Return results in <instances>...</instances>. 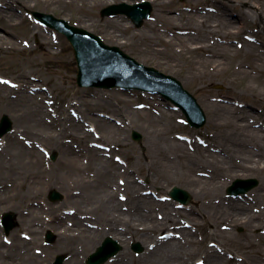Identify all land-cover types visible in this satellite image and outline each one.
Listing matches in <instances>:
<instances>
[{
    "label": "bare ground",
    "instance_id": "bare-ground-1",
    "mask_svg": "<svg viewBox=\"0 0 264 264\" xmlns=\"http://www.w3.org/2000/svg\"><path fill=\"white\" fill-rule=\"evenodd\" d=\"M29 1L38 2L42 5H61L62 7L76 4H80L83 7L86 2V0H14L15 4L10 3L4 9H0V18L3 19L1 22L4 24L5 30L9 32L11 28L16 26L15 20L20 19L17 13H13V10H16V4L24 5ZM99 1L103 4H108L111 0ZM150 1L157 6L166 4L158 0ZM214 2L217 3L218 12H220L222 17L208 12L204 16L199 14L189 15L184 22L189 26L197 27V35L189 34L191 36L174 37L169 40H166L163 34H160L155 27L146 22L140 32L142 34L141 38L137 39V35L131 31L130 27L123 26V24L109 19L103 18L99 20L82 14L78 20L89 23L103 33V42L108 47H116L115 44L123 40L122 47L130 48V50L147 60L173 65L175 61L173 47L178 44L181 51L179 53L181 54H190L194 50L210 51L213 55L212 57H223L221 60H223V65L226 66L230 61L227 60V55H230V58L235 56L233 50L231 51L229 47L225 49L220 46L221 50H223L220 51L218 46H208L205 42H209L210 37L213 38L220 34L225 36L234 34L231 29L235 28V22L247 23L246 13L239 10V16L234 22L232 18L229 19L227 16H229L232 7L234 8L235 6L223 3L221 0H215ZM30 15L36 22L33 11ZM159 18L166 21L173 20V17L165 14H160ZM37 19L39 18L37 17ZM79 29L89 32L82 27H79ZM34 32L39 35L41 33L37 27L32 29V33ZM193 43H204V45L192 48L190 44ZM39 45H41L42 54L47 59L53 56L50 50L52 44L48 41H39ZM246 47L251 56L250 72L241 69H238L237 72L241 73L242 77H249L252 72L256 73L257 80L261 84L260 87L256 88L258 96L264 92V56H261L260 52L257 54L252 44H247ZM122 53L130 57L128 54ZM103 54L109 63H121L126 67L128 66L122 57L113 52L107 50ZM198 63L202 69L201 77L209 79V72L205 65L207 61L201 60ZM156 71L159 72L158 70ZM136 73L138 75H146L139 68ZM170 77L174 78L173 76ZM16 78L21 83L18 84L13 81V85L8 87L0 83V112L6 114L4 116L10 123L12 122L13 126L11 134L4 139V143H0V185L6 184L11 189H8L7 198L0 196V205L2 209L8 208L13 215H17L20 227L28 228L27 234H31V237L30 235L29 237L25 235L24 240L18 239L17 232L14 231L11 237L17 239V244L10 246L11 248L9 249L0 243V264H44V260L41 257L45 255L50 257L54 253L67 254L65 256L67 261L64 259L63 264H81V259L97 248L100 241L109 234H112L117 239L116 242L119 245L120 243H127L128 236H130V239L138 241L144 246V256L142 261H137L138 264L140 262H143V264H187L184 257L195 251L194 244L196 243L193 238L194 231L188 230L189 228L193 226L204 228L207 223L213 222L215 225L219 220H225L233 227L243 224L249 230H255L259 226L261 217L258 214H253L249 205L231 200L224 203L225 199L220 196V193L225 187V182H222V176L217 174L218 171H216L215 167V163L219 161L221 164L226 165V172L232 174L248 172L259 175L261 178L259 180L260 189L264 193V125H262V128L252 127V124L245 120L247 117L246 110L239 111L229 105H213L207 101V106H210L211 111L214 109L213 106H215L217 111L222 110L225 112L226 110L229 114L227 117L234 121L236 130L221 137L217 142L218 146L222 148V152H225V156L205 152L196 148V146L197 154H200L201 159L204 153L210 158L196 161L198 158L189 153L183 143L179 141L171 142L168 138H166V141H162V136L165 135L167 127L157 128L158 142L154 144L152 149H160L156 162L160 166L161 170L159 171L162 172L159 174V177L162 178L161 181L167 182L170 178L182 179L195 196L197 203L204 207V209L187 210L185 212L177 210L169 203L155 202L140 193L136 183L130 179L129 172L123 171L119 174L121 167L110 156V149H108L109 154H102L99 149L95 148V144H89L90 141H93L95 135L92 136L90 131H83V127L80 128L79 121L80 117H82L80 113H77L76 116L72 114L71 117L65 116L64 112L61 113L59 111L60 106L55 102V112L59 111V114L51 115L50 106L41 103V94L39 95L34 91L32 93L27 92V84L31 82L26 81V75L19 73ZM10 89L15 90L17 94L10 95ZM51 106L53 105L51 104ZM108 107L110 108V105ZM110 109L127 116V120L130 122L128 125L126 124L128 128L133 127L137 123L136 117L144 113V111L140 112L130 109L121 111L114 107ZM89 112H91L90 109ZM150 113H144V116L147 115L157 122L160 119L168 121L170 117H173V114L168 112L155 113L154 116ZM98 121L101 126L107 128L103 131L105 137L111 134L121 137L125 133V125L121 128L120 126H113L109 121ZM170 127L174 128L176 126L171 124ZM66 137H71L75 143H72V146L70 143L67 144L64 141ZM160 141L164 143L161 147ZM116 143H121L123 146L128 145L122 143L119 138H117ZM105 146L108 147V145ZM47 148H49L50 152L58 155L57 161L63 168L60 175L58 171L53 172L50 168L49 171H46L42 168L45 157L43 156L44 153L42 154L40 151L45 152L48 150ZM166 150L171 151L166 153ZM237 158L242 163L240 161L239 164H234L233 159ZM177 160L184 161L181 170L187 173L185 179H183L184 176L179 175V171L176 169L175 161ZM112 162L117 164L114 165ZM205 164L212 165L216 170L211 169L207 178L195 177L193 171L199 168V165L204 166ZM90 172L93 173L92 176ZM116 175H123V192L128 195V198L126 197L124 201H121L122 203L118 199L117 201L112 200L114 193L112 188L108 186V183ZM70 183L81 189L79 196L75 197L73 194H65L64 202L61 205L44 204L42 202L41 195L47 189L55 188L60 192L66 191V186ZM3 188L5 189L4 186ZM121 195L124 194L122 193ZM206 198L209 199L208 206L203 204ZM125 202L128 203L129 209L120 211L119 208L123 207ZM214 203H219L218 205L221 206H216ZM224 204L226 206H222ZM62 206L68 207L64 210L73 209V211H69L71 213L69 216L73 220L72 227L65 225V221L69 220V216L59 214ZM155 207L158 208L154 209ZM156 210H161L163 214L161 220L153 217V213ZM86 211L88 213L91 212V217L87 215ZM42 213L49 215L51 218L44 222L43 217H41ZM203 221L204 223L200 224ZM182 222L189 223V228L186 229ZM139 225L143 226V228H138ZM120 226L124 227V229ZM47 229L54 230L57 233L55 243L51 247L41 246V254L39 256L33 255L31 253L33 245L40 244L41 235ZM160 230L171 233H168L164 239L154 238L152 233ZM213 237H217V231L214 229V232L209 233L206 230L201 242ZM252 247V242L245 246V248L253 251ZM200 248L205 255L207 264H223L227 261L221 251L217 252L216 249L208 245L206 248L202 246ZM34 249H37V247ZM200 251L197 250L195 252L199 253ZM244 252L249 255L248 263H257L256 258L253 257L258 255L257 251L254 250L253 254L246 250ZM127 255L129 254L127 253ZM130 261L136 264L133 258L128 259L126 254L121 253L117 254L115 260L108 264H130ZM199 262L197 261L196 264H200ZM228 262L240 264L236 263L234 258H228Z\"/></svg>",
    "mask_w": 264,
    "mask_h": 264
},
{
    "label": "rangeland",
    "instance_id": "rangeland-1",
    "mask_svg": "<svg viewBox=\"0 0 264 264\" xmlns=\"http://www.w3.org/2000/svg\"><path fill=\"white\" fill-rule=\"evenodd\" d=\"M13 1L14 0H0V9H4L10 3L15 4ZM139 1L142 0H111L110 3L103 4L99 0H86L83 7H81L80 4L67 7H62L61 5L50 6L32 1L26 2L24 5L16 4V10H13V13H17L20 19L15 20L16 26L9 30L10 33L5 30L4 24L1 22L3 19L0 18V83L4 84L6 87L13 85V81L19 84L21 82L16 78V75L19 73L25 74L26 81L31 82L27 84V92L32 93L34 91L39 95L41 94V103L50 106L49 110L52 113L51 115L55 113L58 115L59 111L61 113L64 112L63 114L68 117L72 115L76 116L77 113L82 115V117L79 116L80 128L83 127V131L88 130L92 136L95 135L96 137H94L93 141H90L89 144H95V148L99 149V152L102 154H109L110 152V156L115 159L121 167L119 174L123 171L129 172L130 179L136 183L138 189H140V193L146 195L155 202L169 203L177 210L186 212L187 210L204 209V207L197 203L195 196L190 192L189 187L182 179L176 180L170 178L167 182L161 181L162 178L159 177V174L162 172L159 171L161 169L156 162V158L159 156L158 154H160V149H152L154 144L158 142V133H156L157 128L162 129L167 127L168 129L165 135L162 136L165 138H162V141H166V138H168L171 142L179 141L183 143L186 150L198 158L196 161L203 160L204 158L210 159L206 153L203 154V158L201 159L200 154H197L196 148L211 154L225 156V152H222V148L218 146L217 142L221 137L236 130L234 121L227 117L229 114L226 110L225 112L222 110L217 111L215 106H213L214 109L211 111L210 106H207V101L213 105H229L239 111L246 110L247 117L245 120L251 123L252 127L262 128V125H264V92L257 96L256 90L261 84L257 80L256 73L252 72L249 77H242L241 73H238L237 70L241 69L250 72L249 65L251 56L248 53L247 44H252L256 49V53L259 54L260 52V55L264 56V0H221L223 3L235 6L234 8L232 7L227 18H232L235 22L239 16V10H242L246 13L247 22H235V28L231 29L234 34L228 36L220 34L213 38L210 37L211 39L209 42H205L208 46H218L220 51H223L220 46L225 49L229 47L231 51L233 50L235 56L230 58V55H227V60L230 61L226 66L223 65V60H221L223 57H212L213 55L210 51L194 50L190 54H181L179 53L181 51L178 44H175L173 47V53H175L173 65H169L165 62L158 63L147 60L130 50V48L122 47L123 40L115 44L116 47L135 59L138 63L147 67H153L159 72L173 76L180 81L184 89L196 99L205 116L206 122L199 129L191 127L186 122L180 110L171 106L170 103L163 101L157 95L148 94L139 90H122L120 88L100 89L93 87H78L76 85L77 69L72 50L67 40L62 35L49 30L38 22L36 23L30 15L32 11L51 14L56 18L67 21L70 25L84 28L86 31L99 36L102 41H104L103 33L89 23L80 22L78 20L80 15L92 16L99 20L105 18L121 23L123 26L130 27L131 31L137 35V39L141 38L142 34L140 32L146 22L155 27L160 34H163L166 40L174 37H185L189 34L197 35V27L189 26L184 22L189 15L199 14L204 16L207 12L213 15H220V12H218L219 7H217V3L214 2L215 0H158L166 3L165 5L159 6L147 0L151 3V18L144 21L143 25L139 28H136L125 16L107 17L101 15V11L109 5L122 2L132 4ZM158 14H165L169 17H173V20L166 21L161 19ZM220 17L222 16L220 15ZM33 27L39 28L41 32L40 35L35 34V32L32 33ZM39 41H48L52 44V48L50 49L53 54L52 57L47 59L42 54ZM202 45H204V43H193L190 44V47L194 48ZM201 60L207 61L205 65L209 72V79L201 77L202 69L198 63ZM15 92V90L10 89V95L17 94ZM55 102L60 106L58 112H55ZM51 104L53 106H51ZM109 105L110 108L114 107L121 111L130 109L140 112L144 111L146 114L151 112L150 114L153 116L155 113L168 112L173 114V117H170L168 121L160 119V121L157 122L153 121L147 115L144 116V113L139 114L138 117H136L137 123L133 127H130V129L126 126V124L128 125L130 123L129 120H127V116L120 112L113 111L108 107ZM89 109L93 113L89 112ZM4 115L6 114L0 112V119ZM96 119L102 120V122L109 121L116 127L120 126L123 128L125 125V133L121 137L114 134L105 137L103 131L107 128L101 126ZM171 124L176 127L171 128ZM12 129L13 126L7 134L0 138V143H4V139L11 134L13 131ZM132 133L140 135V140H133ZM117 138H119L122 143L128 145L123 146L121 143L117 144ZM64 141L67 144L70 143L71 146L72 143H75L71 137H66ZM105 145H108V147ZM163 145L164 143L160 141V147ZM47 149L48 150L45 152L40 151L42 154L44 153L43 156L45 157L42 168L46 171H49V168L53 172L58 171L60 175L63 168L57 161L58 155L57 153L50 152L49 148ZM108 149H110L109 152ZM170 151L171 150H166L165 152L169 153ZM52 157L54 158L52 159ZM233 160L234 164H239L241 161L239 158ZM112 163L114 165L117 164L115 162ZM175 164L176 169L179 171V175L182 177L184 176L183 179H185L187 173L181 170L184 161L177 160ZM198 167L199 168L193 171V175L197 178H207L210 175L211 169H215L209 164H205L204 166L199 165ZM215 167L217 169L215 170L220 172H217V174L222 176V182H225V187L220 193V196L225 199L224 203L231 200L249 205L252 213L258 214L261 217L260 224L255 230H249L243 224H238L234 227L230 226L225 220H219L215 225L213 222L207 223L204 228H200L199 226L189 228V223L182 222V225H184L186 229L189 228L188 230L194 231L193 238L196 242L194 244L195 251H200V246L206 248L208 245L216 249L217 252H222V255H224L227 260L223 264H232L228 262V258H234L235 262L240 264H264V193L260 189V176L248 172H237L233 174L226 172V165L221 164L219 161L215 163ZM90 173L92 176L93 173ZM235 179L256 180L257 185L245 194L231 195L228 193V188ZM123 182V175H116V177L108 183V186L112 188L114 193L112 197L113 201H117L118 199L121 202L124 201L126 197L128 198L127 193L123 192ZM3 186L7 190H5ZM173 187L186 191L190 197L189 202L182 204L173 200L169 196V192ZM8 189L6 184L0 185V196L7 198ZM53 192L58 193L60 199L51 200L50 195ZM80 193L81 189L70 183L66 186V191L60 192L55 188L47 189V191L41 195V198L44 204L61 205L64 202L65 194H73V196L77 197ZM122 193L124 195H121ZM208 202L209 199L206 198L203 204L208 206ZM123 204L124 206L119 208L120 211L128 210V203L125 202ZM218 204L219 203H214L216 206H221ZM222 206L226 205L224 204ZM65 208L68 207L62 206L59 214L62 216H69V214H71L69 211H73V209L68 211L64 210ZM156 208L158 207L154 209ZM7 212L11 213L14 218V227L11 229L12 231L10 230L8 233H5L0 223V243L2 245L4 244V247L10 249V246L17 244V239L11 237L14 231L17 232V238L21 240L25 235L28 237L30 235L31 237V234H27L29 231L28 228L25 227L24 229L20 227L19 218L17 215H13L12 211L8 208L0 209V220L2 214ZM86 213L91 217V212L88 213L86 211ZM24 214H26V212H24ZM41 217H43L44 222L51 218L49 215L43 213ZM153 217L157 220H161L163 218L161 210H156L153 213ZM68 219L69 220L65 221V225L72 227V217L69 216ZM201 223H204V221L200 222V224ZM120 227L124 229V227ZM138 228L142 229L143 226L139 225ZM214 229L217 231V237H213L212 239L208 238L204 240V242H201L206 230L212 233ZM48 233L52 236L50 242H48L46 238ZM168 233L171 232H162L160 230L152 234L154 238L164 239ZM56 237L57 233L54 230H45L41 235L40 244L33 245L31 253L39 256L41 254V246L51 247L55 243ZM106 237H110L117 241L112 234H109L100 241L99 245ZM128 238L127 243H120L121 250L117 254L124 253L128 259L133 258L136 264H138L137 261H142L143 259V253L145 252L144 246L138 241L130 239V236H128ZM250 242L253 243V251L245 248ZM135 246L139 247V250H134ZM36 247L37 249H34ZM95 249L90 251L87 256L94 252ZM245 250L250 254H253L254 250L258 252V255L253 256L256 258L257 263H248L249 255L244 252ZM195 251L190 253L187 257H184L186 263L196 264L197 261H200V264H207L202 250L199 253ZM127 253L129 255H127ZM57 256H63L67 261L65 258V256H67L66 253H54L50 257L45 255L41 258H43L44 264H54V260ZM87 256L81 259V264H85ZM114 260L115 256L104 264H108ZM130 264H133V262L131 263L130 261ZM139 264H143V262Z\"/></svg>",
    "mask_w": 264,
    "mask_h": 264
},
{
    "label": "water",
    "instance_id": "water-1",
    "mask_svg": "<svg viewBox=\"0 0 264 264\" xmlns=\"http://www.w3.org/2000/svg\"><path fill=\"white\" fill-rule=\"evenodd\" d=\"M150 11L151 7L148 3L143 2L135 5H126L122 3L107 7L102 11V15L125 14L136 27H140L143 21L149 18ZM35 15L47 26L59 31L68 39L78 67L76 77L78 86L103 88L118 86L149 90L160 94L164 100L179 106L187 116L191 126L200 128L205 124V116L195 98L184 90L180 82L176 79L163 75L153 68L137 64L133 59L123 54L118 48L104 45L98 37L79 28L71 27L63 20L40 13H35ZM107 50L122 57L126 61V64L130 66V73L110 68V66L104 64L105 59L99 54H103V52ZM94 51H97L98 56L93 54ZM138 68L146 75H138L136 73ZM9 130L10 122L3 116L0 121V136ZM133 138L139 140L140 136L133 133ZM256 184L254 180H236L228 192L245 193L255 187ZM170 196L174 200L182 203H186L190 200L189 195L178 188H173L170 192ZM59 198L60 196L58 194H51V199L56 200ZM2 223L6 233L14 226L12 216L8 213L3 215ZM51 239L52 237L48 236V240ZM135 249L138 250V247H135ZM119 250L120 247L116 242L110 238H106L102 245L97 248L96 252L88 257L86 264H103ZM54 264H62V257H57Z\"/></svg>",
    "mask_w": 264,
    "mask_h": 264
}]
</instances>
